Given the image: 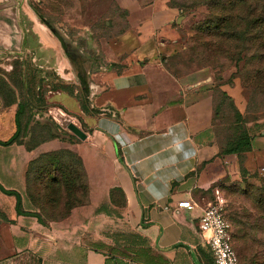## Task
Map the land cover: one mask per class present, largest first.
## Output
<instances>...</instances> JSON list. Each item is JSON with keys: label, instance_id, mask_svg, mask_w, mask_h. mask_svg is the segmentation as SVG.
<instances>
[{"label": "crops", "instance_id": "crops-1", "mask_svg": "<svg viewBox=\"0 0 264 264\" xmlns=\"http://www.w3.org/2000/svg\"><path fill=\"white\" fill-rule=\"evenodd\" d=\"M118 4L126 9V26L100 43V57L93 51L79 64L75 54L68 51L63 58L56 51L53 32L42 24L50 20H41L25 0H0V48L28 56L53 50L63 74L84 72V107L64 88L45 91L44 99L78 122L85 136L49 139L33 150H72L87 183L84 203L63 218L44 221L17 213L14 196L0 192L7 218L0 221V264H213L207 231L196 228L198 216L213 184L240 175L237 153L220 152L212 72L204 66L180 75L164 69L161 57L175 44L171 22L177 19L167 0ZM78 5L66 2L62 19L77 22ZM218 87L240 107L234 87ZM62 95L72 99L71 107ZM263 120H254L255 126ZM248 133L245 167L264 159V133ZM7 181L3 187L19 193L22 209L35 210L25 200L24 179ZM111 188L119 190L111 196ZM186 199L190 207L177 205Z\"/></svg>", "mask_w": 264, "mask_h": 264}, {"label": "rangeland", "instance_id": "rangeland-1", "mask_svg": "<svg viewBox=\"0 0 264 264\" xmlns=\"http://www.w3.org/2000/svg\"><path fill=\"white\" fill-rule=\"evenodd\" d=\"M70 1L25 0V3L44 19L50 20L51 23L47 25L49 29L51 31L52 28L55 29L63 37L61 43L52 33L53 31L51 32L57 44L56 51L63 58L67 57L68 51L75 54L80 64L84 59L91 57L93 51L100 57L98 46L126 26L127 13L126 9L118 4V0H76L79 3L78 21L69 23L62 19L60 11L62 6ZM167 2L177 9V19L171 22L170 39L175 44L161 57L164 69L173 75H180L201 66L211 70L214 102L218 107L213 119L222 143L230 140L229 138L242 127L248 131L251 128L256 133H264V120L260 121L257 127L255 126L257 123L254 122L256 119L264 118V32L262 37L255 35L251 38V32L257 27L264 28L263 25H258L252 29L251 23V15L255 14L251 5H259L261 0L258 2L234 0L233 3L232 0L219 2L167 0ZM254 11H258V7ZM215 22L217 25H214ZM42 24L44 25L45 22L42 21ZM204 26L207 28L204 29ZM58 53L49 50L28 56L9 48H0V138H6L14 129L13 112L16 103L5 105V102L14 96L26 100L29 104L20 116L21 123L29 117L27 125L34 126L32 129L34 136L23 137L22 143L0 145V185L2 186L9 183L7 178L24 179L28 160L42 152L34 153L36 145L53 138L65 142L75 136L66 127V123L72 122V119L59 107L54 106L56 104L48 107L44 99L45 91L64 88L73 93L83 104L85 103L83 97L85 81L81 77L84 72L71 69L68 75L63 74L62 60ZM66 76H70L69 79H66ZM219 85H230L236 89L240 98V107L233 104V96L226 94V91L218 87ZM8 86L14 87L15 93L12 94ZM221 91L225 94L223 95ZM60 99L66 107H71L73 101L70 97L62 95ZM237 108L241 110V112L237 110L239 115L235 110ZM74 121L76 123V120ZM35 122L46 124L51 136L27 149V146L41 134L39 127L34 125ZM77 125L80 124L77 122ZM62 148L67 147L59 146L49 151ZM31 151L34 154L28 158ZM237 155L240 178L228 181L220 192L224 197V205L226 204L225 215L230 223V232L234 228L230 220L232 212L250 213L251 228L247 229L248 235L243 238L231 237V241L239 264H250L246 256L252 252L255 255L253 264H264V159L253 166L250 162L245 167L244 154L240 152ZM68 158L69 161L65 162L62 168L70 183L68 192L72 196H80V192L83 191L80 169L73 157L71 160L70 156ZM63 159L67 160L66 157ZM40 179L32 180L34 194L36 189L40 192L41 182L47 180V178ZM23 187L25 188L24 182ZM24 197L29 201L26 195ZM213 198L212 189L210 200ZM58 209L64 210L63 207L58 208L45 203L42 212L56 214ZM42 219L48 220V217L42 214ZM1 220L5 221L0 216ZM237 248L240 249L243 257ZM7 253L4 251L2 255Z\"/></svg>", "mask_w": 264, "mask_h": 264}, {"label": "trees", "instance_id": "trees-1", "mask_svg": "<svg viewBox=\"0 0 264 264\" xmlns=\"http://www.w3.org/2000/svg\"><path fill=\"white\" fill-rule=\"evenodd\" d=\"M217 1L219 2L220 0ZM235 1H240V0H235ZM255 1L258 2L260 0H252V2ZM233 2L234 0H232V3ZM251 7H252L251 9L253 10L251 11L255 13L254 15H251L252 29L256 28L258 25L264 26V0H261V3L259 5L257 4L254 6L251 5ZM257 7H258V11H254ZM37 16L41 20L44 19V17L39 13H37ZM214 25H217L216 22L214 23ZM206 28L207 27L204 26V29ZM263 32H264L263 27H257L256 30L251 32V38L254 37L255 35L257 36L260 35V37H262ZM260 55L263 56V54ZM20 74L22 77L23 73L21 72ZM8 89L12 94L15 93L14 87L10 88L8 86ZM221 93L223 95L225 94L222 91ZM12 102L16 103V107L13 112L14 129L6 138H0V145H8L11 143H22L23 137L27 135L29 138L34 136L32 132L34 126L32 127V125H27L29 117L26 118L24 123H21L20 121L21 114L24 112L25 108L29 106L28 102L26 100L17 99L14 96L10 100L6 101L5 105L10 104ZM82 106L84 107V104H82ZM216 108L218 107L215 106L213 110V118H214V112H216ZM235 110L236 113H238L239 115L240 113L237 111V109ZM34 125L36 127L37 126L39 127V134L40 133L41 134L37 139L34 140L32 144L27 146V149H30L32 145L37 144L38 142H41L47 139V137L51 136L49 132V127L46 124L35 122ZM249 138H250V134L248 133V130L245 127H242V129H240L236 134H234L231 138H229L230 140L222 143V145L220 146V152L221 153L236 152L238 154L244 150H247L249 148ZM68 156H70V160L72 157L75 159V162L78 164L80 169V173H81L80 178L83 188V191L80 192V196H72L68 192L70 183L67 175L64 172H62L63 170L62 168H64L63 165H65V162L69 161ZM63 157H66L67 160H64ZM40 178H47V180H43L41 182L40 192H38V189H36V194H34V188H32L31 185L32 180L33 179L41 180ZM24 184H25V188H24L25 195L27 196L29 202L32 205H34V208H36L35 210L29 211L22 209L20 195L16 190L11 188H4L2 185H0V191L5 194L14 196L15 199L14 209L17 213L34 214L37 217V219H39L40 221H44V219H42V214L46 215L48 217V220L63 218L68 214L69 210L73 206L84 203L87 198L86 176L82 167L81 160L75 152L67 148L51 150V151L45 150L38 153L36 156L30 158L27 162L24 171ZM224 185L225 184L223 183L213 184V186H217L219 189H222ZM117 189L119 190V188H111L110 190V193L112 194L111 196H113L114 191ZM45 203H49L51 206L54 207L57 206L58 208L63 207L64 210L58 209L56 214H50L46 212L45 214L42 212ZM225 205H224V210L226 208ZM0 216L3 218V220H7L5 214L2 212L1 209H0ZM230 220L234 225L232 232H230V238L231 237L243 238L245 235H248L247 229L251 228L250 213L239 214L238 212H232L230 214ZM237 249L239 250L241 257H243L240 252V249L239 248ZM254 256H255L254 252L247 255L246 256L247 262L253 264L255 259Z\"/></svg>", "mask_w": 264, "mask_h": 264}, {"label": "built area", "instance_id": "built-area-1", "mask_svg": "<svg viewBox=\"0 0 264 264\" xmlns=\"http://www.w3.org/2000/svg\"><path fill=\"white\" fill-rule=\"evenodd\" d=\"M221 189L213 188L214 198L208 200L198 216L196 224L200 232L207 231L203 235L211 252L213 264H239L230 238V224L225 217L224 197ZM178 206L190 207L188 199L177 202Z\"/></svg>", "mask_w": 264, "mask_h": 264}, {"label": "water", "instance_id": "water-1", "mask_svg": "<svg viewBox=\"0 0 264 264\" xmlns=\"http://www.w3.org/2000/svg\"><path fill=\"white\" fill-rule=\"evenodd\" d=\"M46 25H49V22H45ZM51 26V25H50ZM52 31L54 33V35L58 38V40L63 43V37L61 36V34H59L55 29L52 28ZM66 127L68 128L69 131H71L74 135H76L79 138H83L85 136L84 131L78 127L77 125H75L74 123H72L71 121H68L66 123Z\"/></svg>", "mask_w": 264, "mask_h": 264}]
</instances>
